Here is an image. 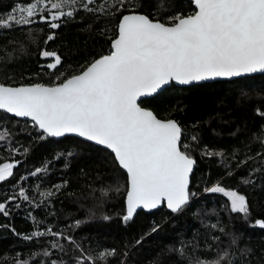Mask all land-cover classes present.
I'll list each match as a JSON object with an SVG mask.
<instances>
[{
	"label": "trees",
	"instance_id": "trees-1",
	"mask_svg": "<svg viewBox=\"0 0 264 264\" xmlns=\"http://www.w3.org/2000/svg\"><path fill=\"white\" fill-rule=\"evenodd\" d=\"M17 3L26 0H0V14H8ZM135 4L137 12L163 22L170 14L195 11L190 0H135ZM118 18L119 13L95 15L81 10L74 18L59 21L58 29L50 30L43 22L31 25V37L19 29L0 32V83L53 85L60 73L64 77L79 73L107 52ZM49 34L55 39L45 45ZM41 49L61 56L57 70L47 69L46 64L53 61L41 58ZM141 105L180 124L181 148L196 161L189 190L195 195L179 213L164 204L153 212L138 211L127 223L122 220L127 175L110 150L72 135L41 138L32 121L0 110V128L10 133L9 140L0 142V163L18 164L13 177L0 182V201L18 196L21 187L34 198L33 203L17 199L9 204L7 217L0 215V264H14L17 258L29 264H49L50 260L75 264L76 257H95L105 249H114L115 255L95 264H187L189 255L211 260L225 250L233 264H264V229L255 226L257 219H264V116L257 113L264 112V73L187 86L172 84ZM209 152L224 155L209 156ZM245 160L247 164L242 163ZM45 167L46 172L31 175ZM244 179L253 183L245 184ZM65 182L56 191L55 186ZM217 184L246 196L247 218L231 213L222 193L205 191ZM102 189L107 190L106 196ZM48 190L55 195L41 202L39 192ZM34 221L41 222L39 228ZM213 224L218 227L212 228ZM48 227L71 236L82 252L63 238L59 243L66 252L50 248L51 236L23 239ZM181 246L185 257L169 251ZM45 249L52 253L50 257L42 255Z\"/></svg>",
	"mask_w": 264,
	"mask_h": 264
},
{
	"label": "snow or ice",
	"instance_id": "snow-or-ice-1",
	"mask_svg": "<svg viewBox=\"0 0 264 264\" xmlns=\"http://www.w3.org/2000/svg\"><path fill=\"white\" fill-rule=\"evenodd\" d=\"M190 3L195 6L194 12L170 14L165 18L167 22L137 12L135 0H26L15 4L8 14H0V32L19 29L31 37V25L43 22L50 30L58 29L59 21L74 18L81 10L95 15L119 13L115 37L110 38L106 53L99 54L79 74L64 77L60 73L56 76L59 82L51 86L0 83V110L18 118H30L41 138L72 133L111 150L118 167L127 175L126 213L122 216L125 223L133 219L137 209H156L164 202L173 213L182 211L195 195L189 191L195 160L181 150V128L176 121L158 119L152 111L141 107V98L151 96L173 81L188 85L264 72V0H190ZM54 39V34H49L44 44ZM40 56L52 59L53 62L46 64L49 70L55 71L62 64L56 51L41 49ZM257 113L264 116L260 110ZM9 137L8 130L0 128V142ZM207 155L223 157L224 154ZM15 167L13 163H0V182L13 177ZM46 171V167L37 168L31 175ZM243 183L253 181L244 179ZM62 186L66 182L56 185V191ZM205 191L227 197L231 213L243 214L245 218L249 215L247 198L238 191L226 190L219 184ZM101 192L107 195V190ZM39 195L43 202L55 192L41 191ZM17 199L29 203L34 200L21 187L18 196L0 201V215L7 217L9 204ZM35 206L39 207V203ZM34 222L39 228L41 222ZM255 226L264 229V219H257ZM156 230V227L152 229ZM45 236L53 237L51 249L66 252L65 245L59 243V238H63L82 252L71 236L51 227L24 235L23 239L30 241ZM232 242L235 243V238ZM169 251L186 256L183 246ZM51 254L48 249L42 253L45 257ZM113 255L114 249H105L95 257H76L75 264L85 261L95 264L96 260L106 261ZM14 264L29 262L17 258ZM49 264L66 262L50 260ZM187 264H233V260L225 250L217 252L211 260L189 255Z\"/></svg>",
	"mask_w": 264,
	"mask_h": 264
},
{
	"label": "water",
	"instance_id": "water-1",
	"mask_svg": "<svg viewBox=\"0 0 264 264\" xmlns=\"http://www.w3.org/2000/svg\"><path fill=\"white\" fill-rule=\"evenodd\" d=\"M194 7H195V6H194ZM162 22H163V21H162ZM262 73H264V72L257 71V72H255V73H245V74H241L240 76H237V77H231V78H215V79H210V80H205V81H200V82H193V83L188 84V85L197 84V83H203V82H211V81H215V80L235 79V78L242 77V76L254 75V74H262ZM77 74H79V73H77ZM38 84H41V83H38ZM172 84L181 85V84H179V83H177V82H175V81L170 82L168 85L164 86L162 89L158 90L156 93L152 94L151 96H148V97H142V98H141V101L144 100V99H148V98H150V97H153L154 95H157L158 93H160L161 91H163L166 87L171 86ZM6 85H9V84H6ZM24 85H25V86H28V85H33V84H24ZM44 85H46V86H51V85H47V84H44ZM13 86H21V85H13ZM186 86H187V85H186ZM141 107H144V106L141 105ZM144 108H146L147 110L152 111L153 114L156 115V113H155L152 109L147 108V107H144ZM10 115L14 116L13 114H10ZM156 116H157V115H156ZM157 118H158V119H161V120H167L166 118H160V117H158V116H157ZM20 119L30 120V118H20ZM170 119H171V120H174V119H172V118H170ZM30 121H31V120H30ZM174 121H176V120H174ZM176 122H177V121H176ZM177 123H178V122H177ZM178 125H179V127L181 128V126H180L179 123H178ZM182 133H183V130H182V128H181V138H182ZM67 135H72V136H76V137H78L77 135L72 134V133L65 134L64 136H67ZM64 136H62V137H64ZM62 137H57V138H62ZM79 138H81V137H79ZM181 138H180V143H181ZM81 139H84V138H81ZM84 140H85V139H84ZM92 143H94V142H92ZM101 147H104V146H101ZM104 148H105V147H104ZM108 150H109V149H108ZM181 150H182V148H181ZM110 151H111V150H110ZM182 151H183V150H182ZM194 160H195V159H194ZM195 167H196V161H195V164H194V166H193L192 173L190 174V177H189V180H190V182H189V190H190V185H191L192 175H193V173H194V171H195ZM125 201H126V197H125ZM164 204H166V202L162 203V204H161L160 206H158L156 209H151V210L137 209L136 213H137L138 211H141V210L146 211V212H153V211H155V210L161 208ZM183 209H184V208H183ZM179 212H180V211H179ZM179 212H177V213H179Z\"/></svg>",
	"mask_w": 264,
	"mask_h": 264
},
{
	"label": "flooded vegetation",
	"instance_id": "flooded-vegetation-1",
	"mask_svg": "<svg viewBox=\"0 0 264 264\" xmlns=\"http://www.w3.org/2000/svg\"><path fill=\"white\" fill-rule=\"evenodd\" d=\"M13 164H15L16 165V167L18 166V164L17 163H15V162H12Z\"/></svg>",
	"mask_w": 264,
	"mask_h": 264
},
{
	"label": "rangeland",
	"instance_id": "rangeland-1",
	"mask_svg": "<svg viewBox=\"0 0 264 264\" xmlns=\"http://www.w3.org/2000/svg\"><path fill=\"white\" fill-rule=\"evenodd\" d=\"M7 163H10V162H7Z\"/></svg>",
	"mask_w": 264,
	"mask_h": 264
}]
</instances>
